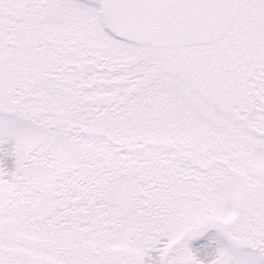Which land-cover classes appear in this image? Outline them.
<instances>
[{"label": "snow or ice", "instance_id": "obj_1", "mask_svg": "<svg viewBox=\"0 0 264 264\" xmlns=\"http://www.w3.org/2000/svg\"><path fill=\"white\" fill-rule=\"evenodd\" d=\"M0 264H264V0H0Z\"/></svg>", "mask_w": 264, "mask_h": 264}]
</instances>
